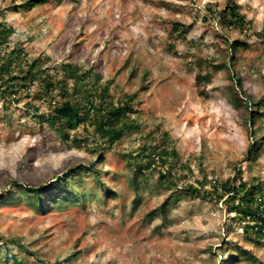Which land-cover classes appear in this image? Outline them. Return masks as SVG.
<instances>
[{
    "label": "rangeland",
    "instance_id": "rangeland-1",
    "mask_svg": "<svg viewBox=\"0 0 264 264\" xmlns=\"http://www.w3.org/2000/svg\"><path fill=\"white\" fill-rule=\"evenodd\" d=\"M27 1L0 0V20L13 30L2 51L19 46L31 60L48 58L44 67L54 78L65 63L91 68L103 83L112 80L114 100L136 93L129 116L137 129L111 149L87 125L65 140L46 122L45 99L14 103L0 97V194L14 195L0 205V264H6L7 245L24 264H222L227 252L239 256L236 264H264V237L246 232L251 223L228 213L226 197H183L181 191L200 183L210 191L213 182L232 179L239 169L246 182H264V42L256 35L264 30V0ZM232 3L250 21L247 33L225 29L208 13L209 6L222 10ZM175 23L186 36L168 51ZM234 40L246 48L231 54ZM223 63L225 68H215ZM232 72L259 103L262 116L254 127L244 125L243 109L232 104ZM197 75L210 82L197 84ZM53 96L58 98L57 91ZM165 132L179 161L170 167L168 160L162 169L186 179L166 191L156 166L136 190L133 158L147 142L160 143ZM254 140L261 144L251 161L246 152ZM90 165L99 177L80 170ZM69 171L75 176L67 178V189L79 201L56 204L59 192L53 198L42 194L44 212L14 185H47ZM171 194L179 201H169Z\"/></svg>",
    "mask_w": 264,
    "mask_h": 264
},
{
    "label": "trees",
    "instance_id": "trees-1",
    "mask_svg": "<svg viewBox=\"0 0 264 264\" xmlns=\"http://www.w3.org/2000/svg\"><path fill=\"white\" fill-rule=\"evenodd\" d=\"M46 1L28 0L25 5H40ZM210 7L208 13L219 20L225 29L239 34L247 33L250 30V21L246 20L240 12L241 8L237 3L226 5L222 10H212ZM170 32L167 50L173 51L176 41L185 38L186 29L181 24L175 23ZM12 33V28L6 26L3 20H0V97L2 99H13L11 101L14 103H18L22 97L30 98L33 101L45 99L50 109L46 122L65 140L69 139L70 132L87 125L93 129V133L98 140L111 149L122 140L125 133L137 129L129 116L136 100V93L124 95L122 98L114 100L109 92V85L112 80L103 83L101 76L91 68L86 70L77 64H62L60 75L54 78L48 68L44 67L48 63V58L39 57L31 60L19 46L10 50L6 48L7 50L2 51V47ZM256 35L262 38L264 42V30ZM246 45L243 41L234 40L230 43L229 50L231 54H235L240 48H246ZM215 68L218 70L223 69L225 65L224 63L219 64ZM229 78L232 82L230 95H232L233 106L243 109L244 125L248 123L250 127H254L262 116L259 112V103L256 104L243 92L242 79L238 74L232 72ZM195 81L197 84H208L210 77L197 75ZM34 85L37 88L32 96L28 93ZM55 91L58 93V98L53 96ZM250 134L254 138L255 133ZM169 139L168 134L165 132L161 135L160 143L154 140L147 142L133 158L132 185L136 190L139 183L147 179L145 173L156 166L160 169L157 172L158 183L166 191L179 188L178 183L186 179L185 176L178 178L179 174L172 173L169 168L166 171L162 169L167 165L168 160L172 161L170 167L176 166L179 161L175 149L168 146ZM70 141L76 147H80L81 140L77 136H72ZM260 144L259 140L252 142L246 152L247 159L256 160ZM138 160H141L143 164L135 162ZM202 166L203 164L199 163V167ZM182 167L189 174H192L188 164L182 165ZM80 170L83 173L93 172L96 177H99L98 170L94 166H80ZM69 172V174L66 172L53 178L47 185L43 186H23L18 183H14V185L18 187L22 195L32 196L35 201V209L38 212H44L47 204L42 201V194H49L53 198L55 197L53 193L59 192L58 198L56 197L54 200L51 198L52 202L56 204L62 200L71 204L79 201V196L67 189V178H74L75 176V172ZM200 186V188H196L191 184L184 185L181 187L182 196L194 197V195H199L204 197L210 195L216 197L218 201L226 197L224 202L229 204L228 213H234L235 218L241 222L251 223L246 225V232L253 233L255 239L261 236L264 237V182L259 179L246 182L242 178V171L239 169L236 170L234 178L225 180L222 183L213 182L210 191L203 190V183H200ZM107 193L111 194L109 191ZM13 197V193L0 194V205L12 201ZM169 197H172V199L169 198V201L173 200L174 203L180 199L174 198L173 194ZM4 253L7 257L6 264H24L17 252H13L8 245L5 246ZM226 254L227 259H224L222 264H236L239 261L238 255L230 252ZM240 255L246 256V252L241 251ZM54 264L62 263L57 262ZM255 264L263 263L256 262Z\"/></svg>",
    "mask_w": 264,
    "mask_h": 264
}]
</instances>
